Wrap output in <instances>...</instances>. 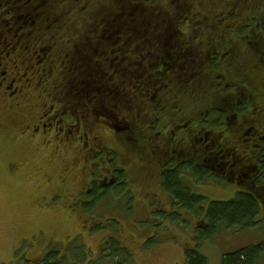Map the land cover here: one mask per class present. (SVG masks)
<instances>
[{
  "label": "flooded vegetation",
  "instance_id": "obj_1",
  "mask_svg": "<svg viewBox=\"0 0 264 264\" xmlns=\"http://www.w3.org/2000/svg\"><path fill=\"white\" fill-rule=\"evenodd\" d=\"M166 4L161 0H0V133L9 130L8 137L13 144L26 142L29 145L27 140L30 136L32 140L30 142L34 144L32 147L37 149L38 144L45 139L39 133V128L43 125L49 128L48 131H44L45 133L51 132L53 138L62 143V146L54 144L57 162L60 161L65 165V159L69 168H77V170L87 168L90 170L94 164L100 167L103 176L101 178L94 177V174L90 176V187L111 185L120 187L122 190L132 185L125 160L127 159V140L134 139L133 135L137 131L132 126L131 115L126 112L125 94H127L129 71L127 67L130 66L126 60L128 57H133L131 52L136 50L135 43L141 44L137 46V48L141 46L140 49L144 48V45L145 48L151 47L144 36H149L154 27L162 34L163 40L155 42L159 44L158 46L161 44L163 49L161 57L157 56L158 61L155 60V65L160 71L166 66L173 67L174 58L177 56L187 59L196 51H204V55L208 52L214 53L212 49L214 34L206 32L189 35L190 21L192 16L195 18L196 13H191L188 10L190 7L183 14L184 9L179 12L167 11L164 7ZM141 9H145L150 14V18L143 20L132 17L127 22V11L131 10L129 14L133 16L137 15L138 10ZM165 12L170 18L161 16ZM153 14L157 16L152 17ZM218 14H221V11L217 13V16ZM200 16L201 14L199 18ZM220 19L225 27L226 21H232L228 14L227 19L226 17ZM198 24V27L202 29L207 28L203 22ZM42 33L44 37L41 42ZM216 35L219 36V34ZM130 43L134 44L130 45ZM179 50L181 53L175 54ZM62 56L73 59L74 64L69 67V70L73 77L78 78L71 80L68 84L58 83L59 78L62 79L65 75V71L59 69L56 60ZM162 57L168 58L169 61L164 62ZM188 69H190L189 65H184L183 70ZM56 70L59 78H53ZM134 71L140 73L141 69L135 67ZM144 83L145 87L153 84L147 81ZM140 86L143 88L144 84L141 83ZM37 89L42 90L38 97ZM155 89L157 91L150 102L157 104L153 105L154 116H151V122L158 119L160 109L161 111L166 109L162 102L156 99L160 91L158 88ZM96 90L103 91L102 98H95ZM20 93L23 94L22 98L29 97L32 101L33 107L29 109V113L32 112L34 116L23 115V111L17 108L20 103L8 102L11 97ZM50 99L54 102H48ZM95 99H98L97 102H94ZM146 102L148 103V100ZM111 103H114L115 109L123 116V121L118 118L109 120L111 115L106 108ZM99 105L106 107L104 111L109 116L104 115V117L111 123L102 120L103 123L97 125L95 112ZM37 108L44 109L42 116L53 110L52 117L48 120L52 119L55 125L57 122L65 121L66 118L71 122L66 133H63L64 136H60L64 128L56 126V132H53L51 121L47 123L38 120L36 125L34 111ZM104 111L103 114H105ZM262 113H264V106L253 111L250 121L252 125L243 134V137H249L251 134L252 136L247 138L248 141L244 142L239 150L231 141L232 130L229 124L227 129L231 131V133L228 132L230 135L223 134L227 133V129L220 128L206 136L204 122L206 120H204L196 125L200 131L205 132L202 147H195L192 156L191 152L185 150L186 147H173L168 159L156 162L152 168L163 165L166 171H178L181 166L189 165L187 163L191 159L199 158L201 165L207 161L209 171L213 170L217 174L218 170L219 176L222 178L226 175L228 178L224 180L231 184L235 181L243 183L245 177L250 174L249 168H254L255 171L263 170L264 176V116H259ZM188 116L189 114L185 116V123H182L178 116L176 118L171 116L167 118V121L156 126L149 125L148 135L150 137L172 136L177 131L178 135L183 134L189 140L195 126L192 128L193 117L189 120ZM152 117L155 119L153 120ZM137 118H140V115L133 116V119ZM217 119L216 117L211 121L217 122ZM255 123L257 124L254 125ZM35 125L36 129H33ZM98 130L100 134H97ZM145 131L142 129V132ZM94 133L97 136H94ZM109 134H112L110 137H114L112 141L115 146L108 144ZM212 135L215 138L212 137V139ZM235 135L234 138L237 139L239 134ZM260 141H263L261 146L258 145ZM207 142H210L213 147L211 151L216 152L214 157L206 151ZM222 144L225 145L226 160L219 157V146ZM78 148L88 155L86 160L84 157L81 159L78 157L80 153ZM116 148H119L120 154L117 153ZM90 151L92 154H89ZM95 158L101 160V163H93ZM79 159L83 162L78 161ZM142 161L143 164L135 159L132 164L140 170L144 163L147 166L151 165L149 160H144L143 157ZM229 162L233 164L226 171L222 167L224 163L229 166ZM221 178L219 181H224ZM60 179L67 181L66 178ZM161 190L169 197L170 204L175 205L174 196L166 192L163 187ZM262 215L264 219V214Z\"/></svg>",
  "mask_w": 264,
  "mask_h": 264
},
{
  "label": "rangeland",
  "instance_id": "obj_2",
  "mask_svg": "<svg viewBox=\"0 0 264 264\" xmlns=\"http://www.w3.org/2000/svg\"><path fill=\"white\" fill-rule=\"evenodd\" d=\"M183 1L191 10L196 8L195 0ZM161 2L165 3L166 0H161ZM205 5L207 9H203L204 14L202 15H211V19L216 17L220 4H206L205 1ZM164 7L167 8L166 5ZM130 11L126 12L128 14L127 22L132 17L139 19L138 15L131 16ZM218 21L220 24L224 23ZM226 23V34L215 35L212 40L214 53H209V55L215 57L217 54H221V51H229V48L233 46L237 50L235 53L237 58L238 55L247 59L254 57L253 48H247L250 36L242 35L235 41L234 21L228 20ZM43 37L44 34L40 38L41 42ZM132 44L134 43H130V45ZM129 58L133 57H128L126 60L130 65L127 67L129 70L127 76L133 73L139 64L146 63L137 61V58H135L136 60ZM56 60L59 69L65 71L62 79L56 73L58 69L55 71L53 78L58 77V83L68 84L71 80L78 79L73 77L69 70V67L74 64L72 58L66 59L62 56ZM209 66L213 67L214 73L222 74V77L220 75L219 78L225 80L226 88H230L234 81L237 82L238 76L234 65L228 62H214ZM60 76L62 77L61 72ZM75 76L77 77L76 74ZM215 79L218 80V77ZM220 85L217 83L216 87L219 88ZM231 90L234 91V87ZM242 92V95L254 94L251 86L243 87ZM40 93L42 90L37 89V97ZM94 93L95 98L100 95L98 98L100 99L103 96L102 90H96ZM22 95L20 93V95L11 97L8 102L20 103L17 108L23 111V115L34 116L32 112L29 113V109L33 107L32 101L29 97L22 98ZM130 96V92H127L125 99ZM158 98L156 97V99ZM262 98H264V94L256 97V100ZM98 99H95L94 102H97ZM150 101L148 100L150 105L157 104ZM48 102L53 103L54 101L50 99ZM252 102H255V99ZM206 103H201L196 110L204 117L208 115L205 109ZM127 105L134 107L135 102H128ZM215 105L217 104H213L214 107ZM105 108L102 105L96 107L97 125L103 123L102 120L110 122L118 118L123 121V116L115 109L114 103L106 108L112 116H110V121L104 117V115H108L104 111ZM150 108L152 109V106ZM43 110L37 108L34 111L37 119L36 125L38 120L51 121L53 122V132H56V126L64 128L60 135L64 136L63 133H66L71 122L66 118L65 121L57 122L55 125L52 119L48 120L49 117H52L53 110L42 116ZM103 111L105 114L102 113ZM197 112H193L191 115V111H187L178 113V115L185 117L189 114L188 117L196 118ZM41 116L44 119H40ZM259 116H264V113ZM164 119L167 117L164 116ZM131 122L134 128L135 120L131 118ZM226 124V119L224 121L221 118L217 119V129ZM36 125L33 129H36ZM48 130L49 128H45L43 125L39 128L40 135L45 139L44 142L38 144L37 149L32 147L34 144L31 143L30 136L27 140L29 145L26 142L13 144L8 137L9 130L0 133V264H10L14 261L23 263L29 261L37 264V258H42L44 254L53 251L55 247L60 253L67 252V256H64L67 257L65 264H182L185 261L186 247L194 245L195 240H198L196 235L200 234L198 225L201 223L200 219L203 214L193 213L178 205L170 204L169 197L162 192L159 179L155 176L159 173V167L151 171H141L140 168L133 166L131 162L133 159L127 157L125 162L131 182H133L132 185L126 189L122 188L119 195L115 193L108 203L96 201L87 208L84 203L87 201V192H89L87 189L91 182L89 180L90 172L94 174V177L101 178L103 176L100 172L101 169L97 164H94L90 170L88 168L77 170V168H69L65 159V165L60 161L57 162L54 144L62 146V143L57 142L58 139L55 140L51 132H44ZM31 132L33 133V130ZM100 133L98 130L97 134ZM94 136L97 135L94 133ZM110 136L112 134H109L107 138ZM113 138H109L108 144L115 146ZM116 149L120 154L119 148ZM78 150L80 151L78 157L80 159L84 157L86 160L88 155L79 148ZM89 154H92V151ZM80 159L78 161L83 162ZM138 161L143 164L142 160L138 159ZM97 162L101 163V160L95 158L93 163ZM148 172L149 176H147ZM193 173L199 177L201 175L199 168ZM59 177L66 178L67 181L61 180ZM183 181L195 196L206 197V200L201 204L204 210L209 208L211 202L227 201L235 197L236 193L241 192V189L229 182L219 180L205 182L197 180L195 176H190L188 172H185ZM62 187H64L65 196L58 193L62 192ZM188 194L185 192L183 196H188ZM240 197L244 198L242 195ZM72 202L75 204L74 211L68 207ZM79 210L82 211L80 215ZM262 220L263 216L258 217L255 221L256 224L249 228L235 226L221 229L211 241L205 242L199 250L208 257L209 264H221L223 255L258 246L264 242ZM204 229L208 230L207 227ZM110 237L117 240L119 249H121V253L114 258L106 256L107 251L110 250L107 254H111L113 251V243L109 242ZM105 247L107 249L110 247V249L103 252ZM51 260L54 259L51 258ZM60 261L58 260V262ZM257 264H264V257Z\"/></svg>",
  "mask_w": 264,
  "mask_h": 264
},
{
  "label": "trees",
  "instance_id": "obj_3",
  "mask_svg": "<svg viewBox=\"0 0 264 264\" xmlns=\"http://www.w3.org/2000/svg\"><path fill=\"white\" fill-rule=\"evenodd\" d=\"M205 1L206 4H220L218 12L221 11V14H218V16L216 14V17L213 16V19H211V15H202L204 14L203 9H207ZM166 3L167 8L165 9L167 11H182V9H184L182 12L183 14L189 8L183 0H166ZM195 3L196 8L194 10H190L191 8L188 9L191 13H196L195 18L192 16L190 21L191 29L189 35L203 34L206 32L214 35H225L226 27L225 25L220 24L218 20L221 21V17H223V19L226 17L227 19L228 14V16L232 18V21H234L235 25L234 40L236 41L242 35L250 36L247 48H253L254 52L252 54L254 57L247 59L238 55L237 58L235 55L237 50L233 46L229 48L228 55H226V52L221 51V54H217L215 57H211L209 52L204 55V51H201L202 54L201 52L196 51L193 54H190L187 59L186 57H175L173 67L167 68L166 66L165 69L160 71L155 65V60L158 61L157 56L161 57V51L163 49L161 48V44L158 46L159 44H155V42L157 40H163L161 39L162 34L154 27L149 36H144L146 38L145 40H147V43H149L151 47L145 48L144 45V48L140 49L141 46L139 48H137V46L141 44L135 43L136 50L131 52V55L134 60L137 58V61H145L146 63L139 64L138 67H136L137 69H141L140 73L133 72L127 76L129 84L127 83L126 89L128 93L130 92L131 96L127 97L126 102H135V106L127 105L126 112L128 115H131L132 119L133 116L140 115V118L134 119V130L137 131L133 135L134 139L127 140V157L133 159L131 162L135 160V157L137 161L138 159L142 160V157L144 160H149L151 165L147 166L144 163L141 171L157 169V167L152 168V166L156 162L168 159L173 147H186L185 150L191 152L192 156L195 147H202L204 145L203 137L205 132L200 131L196 125H199L200 122L206 120L204 121L207 131L206 136H209L213 130L217 129L216 122L211 121L216 119V117L221 118L223 121L226 119L227 124H229L230 129L232 130L231 141L236 144L235 147L239 150V147L243 146L242 144L248 141L247 138L252 136L251 134L249 137H243L244 132L250 129L251 126L249 125H252L251 123L247 124L245 121L250 122L253 111H256V108L264 106V98L256 100V97L264 94V0H195ZM200 14L201 16L199 18ZM137 15L143 20L150 18V14L145 9L138 10ZM156 16L157 15L154 14L152 15V17ZM161 16L164 18H170L166 12ZM200 22L206 24L207 28L204 27L205 30L198 27V23ZM178 52L181 53L179 50L175 54H178ZM166 54H164V56H167ZM162 59L166 63L169 61L166 57H162ZM214 62H228L235 66L234 70L237 73L238 80L237 82L234 81L230 88H226L224 86L225 80L219 78L220 75L222 77V74L214 73L215 70H213V67L209 66L210 63ZM187 64L190 69L183 70L184 65ZM216 77H218V80L215 79ZM146 81L153 82V84H149L145 87L144 82ZM141 83L144 84L143 88L140 86ZM217 83L219 85L222 83L220 85L221 87H216ZM246 86H251L254 90V94L242 95L243 87ZM232 87H234V91L231 90ZM155 88H158V91H160L158 99L166 109L164 111H161L160 109L158 112V119L155 122H151V116H154L153 105L147 103L146 100H152V96L157 91ZM254 99L255 102H252ZM203 102H207L205 108L208 112L207 117L202 116L196 111ZM213 104L217 105L214 107ZM151 106L152 109H149ZM187 111H191V115L193 112H197L198 114L196 118H193L194 124L192 128L195 126L193 129L194 133L191 134L189 140L186 139L183 134L178 135L177 131H175L172 136L150 137L148 135L149 125L156 126L159 123L168 120L164 119L163 116H166L167 118L171 116L176 118L178 116L177 118H179L182 123H185L186 118L180 117L178 113H186ZM152 118L153 120L155 119L154 117ZM188 118L191 120V117H187V119ZM227 124L222 128L227 129ZM142 129L146 131L142 132ZM228 132L231 133V131L227 129V133L223 134H228ZM235 134H239L237 139L234 138V136H236ZM212 137L215 138L213 135L211 138ZM262 144L263 141L258 142V145L261 146ZM206 145V151H209L211 156L214 157L216 152L211 151L213 147L210 145V142H207ZM224 146V144L219 146V157L226 160V150ZM187 164V166H181L178 171H166V167L159 165V173L155 174V176L159 179L160 186L163 187L166 192H169L174 196L176 202L175 205L181 206V208L187 209V211L190 210L193 213H198L200 215L203 214L200 219L201 223L198 225L200 234L196 235L198 240H195L194 245L186 247L185 261L182 264H209L208 257L199 250L205 242L211 241L214 235L221 229L235 226L241 228L252 227L256 224L255 221L258 217L263 216V170H258V172L255 171L254 168H249L250 174L245 177L243 183H240L239 181L233 183L237 188L241 189V192L236 193V196L234 195L235 197H232L227 201L220 200L218 202H211L209 208L204 210L201 207V204L206 200V197L201 195L195 196L189 191V187L186 186L183 181L184 174L185 172H188L190 176H195L197 180L199 179L205 182L207 180L218 181L219 178H221L219 176V171L217 170V174L213 170L209 171L207 161L205 164L203 163L204 165H201L199 158L198 160L191 159ZM232 164L233 162H229V166H227L228 164L224 163V167L222 168L227 171L228 167L231 168ZM237 166L239 167V165ZM197 168H199L201 173L200 177L193 173ZM90 176H93L92 172H90ZM147 176H149V172ZM225 176L226 175L221 179L224 180V178H228ZM64 187L61 188L62 192H58L62 196H65ZM87 190H89V192H87L88 197L86 203H84L87 208H89V205L92 206L96 201L100 203H108L109 199L114 196L115 193L119 195L121 192L120 187L111 185L105 187L101 185H93V187L91 186ZM185 192L189 193L188 196H183ZM240 195L244 198H239ZM74 205L75 204L72 202L68 207L74 211ZM81 212L82 211L80 210L78 211L79 215ZM262 222L264 224V219ZM206 227L208 230L204 229ZM198 232L199 231L197 230V233ZM109 242L113 243V251H111V254H107L110 251H107L110 247H108V249L105 247L103 252L107 251L106 256H111L113 258L115 256L117 257V255L121 253L119 243L112 237H110ZM66 250L68 251V249ZM64 256H67V252L60 253L58 248L55 247L53 251L44 254L42 258H37L36 262L37 264H65L67 257L65 258ZM263 257L264 242L258 246L244 248L238 252L223 255L221 264H257ZM51 258L54 260L50 261ZM58 260L61 261L58 262ZM10 264L33 263L29 261H26L25 263L14 261L10 262Z\"/></svg>",
  "mask_w": 264,
  "mask_h": 264
}]
</instances>
